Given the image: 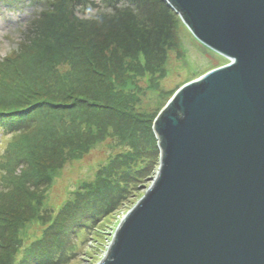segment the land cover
Instances as JSON below:
<instances>
[{
  "label": "water",
  "instance_id": "95a60500",
  "mask_svg": "<svg viewBox=\"0 0 264 264\" xmlns=\"http://www.w3.org/2000/svg\"><path fill=\"white\" fill-rule=\"evenodd\" d=\"M227 63L181 85L150 184L97 264H264V0H165Z\"/></svg>",
  "mask_w": 264,
  "mask_h": 264
},
{
  "label": "trees",
  "instance_id": "16d2710c",
  "mask_svg": "<svg viewBox=\"0 0 264 264\" xmlns=\"http://www.w3.org/2000/svg\"><path fill=\"white\" fill-rule=\"evenodd\" d=\"M14 1L0 0L10 4ZM29 1L32 4L45 2ZM105 1L100 0L102 4ZM125 1L134 6L136 13L133 17L149 19L151 25L139 26L136 22L135 27L125 28L122 35L114 33L110 37L105 28L111 20L100 14L93 19L94 29L85 30L72 39H63L68 37L64 29L51 39L44 37L33 24L34 28L21 42L19 51L0 62V135L10 134L11 137L16 131H21L22 135L30 125L35 126L38 135L39 132L42 134L39 153H28L30 148L22 151L20 142L12 137L1 149L0 196L12 198L9 199V208L14 213L23 209V202L35 204L39 212L40 206H44L37 191L50 186L68 163L83 158L97 143L111 139L108 141L117 148L91 179L82 181L71 193L46 231L55 230L69 236L76 226L99 222L126 199L129 187L154 174L158 165L159 152L152 125L161 108L155 114L137 112L134 108L136 96L129 92L132 88L141 89L138 82L142 76L151 77L157 67H162L166 31L155 28L162 25L169 29L172 14L176 13L165 0ZM115 3L112 1L110 5ZM47 22L48 28L54 27L57 19L49 17ZM79 23L83 22L77 20L73 26ZM98 35L104 37L100 44L95 40ZM22 55L24 57L19 60ZM43 70L64 72L60 79L50 83L56 92L57 87L62 86V93L50 94V98L46 94H43L44 98L36 97L35 91L42 93L45 86L41 84L48 81L40 77ZM107 73L108 80L102 79L101 76ZM118 78L126 80L124 85L129 83L131 86L124 91L116 85ZM22 96L25 97L23 101ZM23 103L26 105L24 108L21 107ZM46 159L48 161L44 162ZM16 165H22L19 173ZM14 199L19 202L13 204ZM0 208L7 212L8 207L1 205ZM22 227V223L19 224L18 230ZM8 228L9 223L0 228V233ZM9 237L13 238L11 233ZM43 238H37L29 250L37 248L42 240L45 241L44 248H48V244L51 248L50 242L57 241L47 236ZM42 257L38 258L42 264L50 262L49 258L43 260ZM20 260L27 264L25 256ZM31 262L38 263L35 260Z\"/></svg>",
  "mask_w": 264,
  "mask_h": 264
},
{
  "label": "rangeland",
  "instance_id": "374dc122",
  "mask_svg": "<svg viewBox=\"0 0 264 264\" xmlns=\"http://www.w3.org/2000/svg\"><path fill=\"white\" fill-rule=\"evenodd\" d=\"M112 1L117 3L110 5ZM128 3L125 0H106L105 4H102L100 0H45L43 4L39 1L32 4L29 0H16L12 4L0 2V62H4V58L19 51L21 42L25 41L24 38L30 29L34 28L33 24L42 31L44 37H50L51 39L54 38L56 32L60 33L64 29V34H67L68 37L65 36L66 38L63 39H72L85 30L94 29L93 23L95 20L93 19L100 14L111 20L110 23L107 22L109 26L105 28L108 30L106 34L110 37L114 36V33L115 35H122L125 28H128V26L135 27L136 22L139 23V26L150 24L149 19H136L137 16H135L136 18L133 17V14L136 13L135 8ZM160 12L163 13L161 10ZM49 17L57 19L54 27L48 28L47 18ZM172 17L173 20L169 23V29L162 25L155 28L166 31V40L163 44L165 57L162 67H157L156 72L149 74L151 77L148 75L141 77L142 80L138 82L141 89L137 88L139 91L136 88H132V91L130 89L129 93L132 92L136 96L134 108L137 112L157 113L159 108L162 109L174 94L172 92H175L181 84L183 85L228 62L225 57L196 40L177 14H172ZM77 20H81L83 23H79L78 26L74 27L73 22ZM102 35L96 36L97 44L103 41L104 37ZM162 38H164V35H162ZM122 46H125V44L123 43ZM23 57L24 55L19 60ZM131 71L136 72V70ZM138 73L143 75L140 72ZM63 74L64 72L58 70H43L40 77L48 81L41 84L45 86L42 93L39 90L35 91L36 97L42 96L44 98L43 94H46L50 98V94L58 95L57 92L63 91V87L60 85V87H57V92L50 87V83L55 82L56 78L60 79ZM107 76L108 73L102 75L101 78L108 80ZM152 76L153 80H151ZM125 83L126 80L118 78L116 85L126 91L131 84L124 85ZM120 93L122 94V92ZM23 99H25L24 96L21 100L23 101ZM15 106H18V104ZM21 107H26L25 103ZM158 113L155 115L157 116ZM34 127V125H30L23 130L22 135L21 131H16L11 136L13 140L20 142L22 151L29 148L28 153H39L41 151L39 143H41L42 134L39 132L40 135H38ZM11 137L10 134L0 135V153ZM108 140L111 139L102 140L100 144L97 143L80 160L68 163L54 178L50 186L37 191V196L43 201L44 206H40L39 212L35 204L31 205L23 202L21 207L23 209L14 213L9 208L11 201L9 199L12 198L0 196V204L8 207L7 212L0 208V228L8 226V223L10 225V228L0 233V264H24V261L20 260L22 256L26 257L27 264H32V260L38 262L36 264H42L38 259L42 255H45L44 258L42 257L43 260L49 258L50 262L46 264H97L104 257L118 222L142 196L150 184L151 178L155 175L158 165L154 174L142 183L129 187L130 190L126 194V199L114 207L110 213L104 215L99 222H91L80 226L75 225L76 227L70 231L69 236L62 235V232H56L55 230L49 229L46 231V227L55 220L58 211L63 206L62 204L71 197V193L73 194L78 185L82 181L91 179L93 174L97 173L98 169L107 162L108 157L117 151V148ZM47 161L46 159L44 162ZM15 168L16 172L19 173L22 165H16ZM17 202L19 201L14 199L13 204ZM6 221L8 223H4ZM21 223L23 227L18 230V225ZM57 227L61 229L62 226ZM10 233L13 238L9 237ZM43 236L49 237L50 240L57 239V241L50 242L52 244L51 248H49V244L48 248H44L45 241L42 240L38 243L37 248L32 251L29 250L35 240L43 238Z\"/></svg>",
  "mask_w": 264,
  "mask_h": 264
}]
</instances>
